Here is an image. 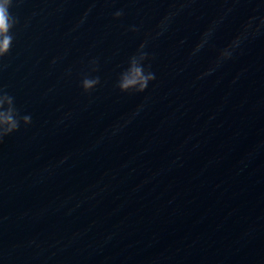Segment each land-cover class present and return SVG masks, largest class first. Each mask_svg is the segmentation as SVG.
Masks as SVG:
<instances>
[{
	"label": "water",
	"instance_id": "obj_1",
	"mask_svg": "<svg viewBox=\"0 0 264 264\" xmlns=\"http://www.w3.org/2000/svg\"><path fill=\"white\" fill-rule=\"evenodd\" d=\"M10 12L0 89L32 122L0 142V264H264V28L215 63L264 0H13ZM145 41L155 79L121 92ZM85 76L100 80L90 92Z\"/></svg>",
	"mask_w": 264,
	"mask_h": 264
},
{
	"label": "clouds",
	"instance_id": "obj_2",
	"mask_svg": "<svg viewBox=\"0 0 264 264\" xmlns=\"http://www.w3.org/2000/svg\"><path fill=\"white\" fill-rule=\"evenodd\" d=\"M13 4V0H0V58L6 56L12 47L13 35L11 30L19 22L18 18L14 17L10 8ZM123 15V11H117L114 13L115 18H120ZM172 13L166 15L161 21L158 27L160 31L156 33L157 36L163 34L167 30L168 24L172 18ZM259 20V24H255L256 20ZM255 25V26H254ZM261 28H264V16L250 17L249 20L243 26V31L237 35L232 42L222 49L217 57L216 66L218 67L222 61L232 58L236 48L240 46L243 40L247 39L249 30H253V34L259 33ZM137 29L133 28L132 31ZM213 29L209 28L202 36L199 43L196 44L193 49V55L199 52L207 43L208 37L212 34ZM147 41L141 43L137 50V54L132 55L128 61V67L121 72L116 87L124 93H141L146 90L149 82L155 79V74L145 67L144 61L147 60L148 53L143 49L146 47ZM95 70V69H93ZM214 68H210L204 75L211 74ZM100 83L99 77L91 78L85 76L82 79L81 87L85 92H90ZM30 115H21L19 110L15 107L14 97L0 89V142L3 138L18 131L21 123L25 126L31 124Z\"/></svg>",
	"mask_w": 264,
	"mask_h": 264
}]
</instances>
